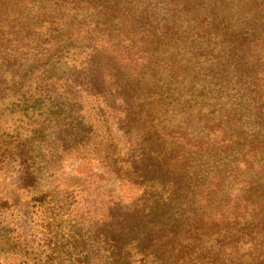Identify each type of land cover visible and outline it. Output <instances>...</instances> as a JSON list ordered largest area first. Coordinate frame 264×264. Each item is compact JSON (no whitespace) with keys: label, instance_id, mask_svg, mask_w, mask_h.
I'll return each mask as SVG.
<instances>
[{"label":"trees","instance_id":"trees-1","mask_svg":"<svg viewBox=\"0 0 264 264\" xmlns=\"http://www.w3.org/2000/svg\"><path fill=\"white\" fill-rule=\"evenodd\" d=\"M25 1L31 8L38 0ZM53 1L59 10L70 11L74 28L59 34L51 17L47 22L52 27L39 35L30 28L39 17L23 16L26 6L0 0V8L9 10L17 3V23L30 22L21 36L26 47L38 45L39 35L51 41V49L71 43L75 50L85 46L89 51L76 85L117 101L111 108L124 116L122 127H130L126 137L144 148L141 167L156 184L149 186L154 192L146 193L155 201L144 206L146 212L137 215L129 234L139 241L143 234L167 236L171 264H185L186 251L190 255L195 249L189 243L206 241L214 233L218 237L210 248L215 264H264V17L256 3L234 2L233 9L244 11L240 18L236 11L228 13L226 0L205 2L200 5L204 19L193 28L178 7L197 6L198 0H150L140 8L139 0ZM247 5L256 9L249 18L243 15ZM85 14H92L87 22ZM115 20L123 27L125 21L131 23L132 30H111ZM108 33L114 47L128 40L126 54L145 63L137 77L120 73L125 67L115 51L109 54L101 46ZM7 58L10 70L20 60ZM143 75L150 77L143 81ZM193 124L208 133L199 137L190 129ZM180 136L194 139L198 151L183 147L175 140ZM33 177L26 173L24 183L31 185ZM143 178L139 174L130 182L142 184ZM186 235L192 240L181 245Z\"/></svg>","mask_w":264,"mask_h":264},{"label":"rangeland","instance_id":"rangeland-1","mask_svg":"<svg viewBox=\"0 0 264 264\" xmlns=\"http://www.w3.org/2000/svg\"><path fill=\"white\" fill-rule=\"evenodd\" d=\"M17 1L21 8L26 6L23 16L39 18L35 24L21 25L15 19L21 12L17 3L9 10L0 8V264H171L167 236L139 234V241V236L129 234L137 215L146 212L144 206L155 201L146 193L154 192L149 186L156 184L150 183L152 178L141 167L144 148L126 137L130 127L124 129V116L111 108L117 101L108 93L76 85L89 51L85 46L75 50L71 43L51 49V41L39 37L52 27L47 22L51 17L59 34L74 28L70 11L59 10L53 0H38L31 8L27 1ZM149 1L139 0L137 7ZM237 1L225 3L228 13L236 11L235 16L241 18L240 6H231ZM245 1L256 3L259 16L264 17V0ZM212 2L183 4L182 11L181 5L177 7L197 28L204 19L200 5ZM204 9L211 11L208 5ZM247 10L243 15L249 18L256 9L247 5ZM84 17L87 22L92 14ZM25 24L39 33L38 45L31 48L21 39ZM112 24L114 31L132 30L126 21L125 27L116 20ZM102 39L101 46L109 54L114 50L124 65L120 73L137 77L145 69L143 61L126 54L128 40L121 39L122 44L114 47L109 33ZM7 56L20 59L11 70ZM139 77L145 81L150 75ZM190 129L199 137L208 133L199 125ZM175 140L198 151L194 139L180 136ZM26 173L34 176L31 185L24 183ZM139 174L145 177L140 179L144 183L130 182ZM205 205L204 201L201 206ZM191 208L198 209L196 205ZM217 237L214 233L206 241L193 243L187 235L180 239L181 245L190 242L195 248L190 255L186 251L185 264H215L210 245H215Z\"/></svg>","mask_w":264,"mask_h":264}]
</instances>
